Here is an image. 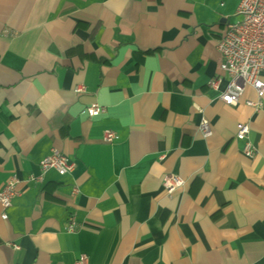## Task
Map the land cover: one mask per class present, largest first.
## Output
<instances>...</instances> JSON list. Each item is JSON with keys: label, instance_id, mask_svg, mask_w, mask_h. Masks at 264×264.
Returning <instances> with one entry per match:
<instances>
[{"label": "crops", "instance_id": "crops-1", "mask_svg": "<svg viewBox=\"0 0 264 264\" xmlns=\"http://www.w3.org/2000/svg\"><path fill=\"white\" fill-rule=\"evenodd\" d=\"M239 1L0 0V264H264V99L209 87ZM52 149L70 174L41 172Z\"/></svg>", "mask_w": 264, "mask_h": 264}, {"label": "built area", "instance_id": "built-area-1", "mask_svg": "<svg viewBox=\"0 0 264 264\" xmlns=\"http://www.w3.org/2000/svg\"><path fill=\"white\" fill-rule=\"evenodd\" d=\"M236 15L238 21L230 24L222 34L217 43L220 54L219 70L220 75L209 82V87L217 93V98L227 106L235 107L244 94L246 87H250L257 95V101L246 100L245 104L256 111L262 107L264 99V82L261 75L264 74V0H240ZM227 77L225 86L220 84L223 77ZM85 90L80 86L75 92ZM105 112L104 107L94 103L86 107L85 113L89 118H96ZM249 125L238 123L236 125L235 139L242 141L244 146L242 153L245 157L253 158L256 154L255 148L248 140ZM200 131L204 137L210 136L208 122L203 119L200 123ZM117 135L107 130L103 134V142L112 144L116 141ZM42 173L55 171L59 176L70 174L74 170V163L56 149L43 159L39 164ZM18 181L15 177L10 178L0 189V206L3 211L7 210L12 199L18 195L16 189ZM182 179L169 175L163 181L164 189L171 194L183 185ZM78 193L75 186L72 194ZM2 218L6 219L3 213ZM75 227L74 217L68 218V230ZM75 264H86V258L82 257Z\"/></svg>", "mask_w": 264, "mask_h": 264}]
</instances>
